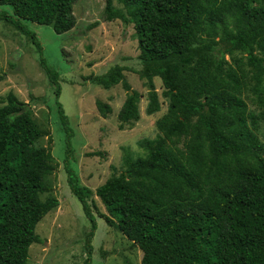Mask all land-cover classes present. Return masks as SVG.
Instances as JSON below:
<instances>
[{"label":"trees","instance_id":"obj_1","mask_svg":"<svg viewBox=\"0 0 264 264\" xmlns=\"http://www.w3.org/2000/svg\"><path fill=\"white\" fill-rule=\"evenodd\" d=\"M77 1L0 0L11 11L0 12V21L36 48L57 96L58 73L22 22L67 34L75 27ZM103 1L107 21L133 25L145 115L160 111L154 78L167 108L155 122L156 136L138 143L144 155L124 156L122 172L95 191L66 167L71 194L90 221L93 198L99 199L106 212L99 217L139 248V264H264V144L254 133L258 117L240 98L250 79L257 85L264 75V0ZM235 51L245 55L243 66L256 70L253 77L227 66L224 56ZM122 71L115 66L87 79L104 90L122 84L120 128L139 120L140 97ZM257 100L264 107V96ZM56 105L69 145L71 128ZM96 108L104 119L111 112L100 101ZM44 136L27 105L9 93L0 108V264H26L29 247L42 241L37 224L58 206L54 198L39 199L53 170L50 152L36 146Z\"/></svg>","mask_w":264,"mask_h":264},{"label":"rangeland","instance_id":"obj_2","mask_svg":"<svg viewBox=\"0 0 264 264\" xmlns=\"http://www.w3.org/2000/svg\"><path fill=\"white\" fill-rule=\"evenodd\" d=\"M113 4L121 10L119 3ZM104 6L103 0H78L73 6L75 27L61 36L50 26L22 22L35 34L46 64L58 73V96L56 87L51 86L39 67L36 48L15 27L0 21V108L6 104L9 93L14 95L27 105L31 118L45 131L36 146L50 152L53 170L45 179L49 191L39 199L58 201V206L37 224L35 233L42 241L29 247L26 264H139L142 258L136 245L99 217L106 212L98 198H93L96 210L91 209L90 221L67 186L66 167L91 191L120 174L124 156L144 155L138 143L156 136L155 122L167 108L161 96V82L154 78L160 111L145 115L147 89L134 71L139 51L133 25L107 21ZM0 12L11 13L8 7H0ZM224 61L233 69L239 65L250 78L255 74V69L243 66L246 58L239 51L226 54ZM115 66L122 67L127 85L140 96L139 120L122 128L117 121L127 94L122 84L104 90L87 80L90 76L106 75ZM261 80L256 85L250 79L240 98L248 112L258 117L254 133L264 144V117L259 114L264 107L257 100L264 96V75ZM96 101L110 107L106 119L99 115ZM56 102L62 106L71 128L69 145Z\"/></svg>","mask_w":264,"mask_h":264}]
</instances>
